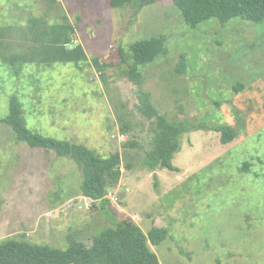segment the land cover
<instances>
[{
  "label": "rangeland",
  "instance_id": "rangeland-1",
  "mask_svg": "<svg viewBox=\"0 0 264 264\" xmlns=\"http://www.w3.org/2000/svg\"><path fill=\"white\" fill-rule=\"evenodd\" d=\"M48 3L0 0V26H13L0 38V242L16 237L66 249L73 236L90 245L103 229L131 218L145 232L169 229L151 245L162 264H264V21L212 17L192 27L173 0L122 8L109 0H58L47 19L75 25L85 58L11 62L27 51L28 21ZM151 36H163L167 50L138 66V82L129 75L130 44ZM237 82L243 88L235 91ZM143 90L188 127L173 159L177 170L143 161L152 137L150 118L137 109ZM12 95L27 125L45 135L103 155L140 140L124 153V161L134 155L137 163L122 164L106 206L84 197L73 159L17 138L3 121ZM119 118L131 126L124 134ZM216 123L236 125L238 135L222 143Z\"/></svg>",
  "mask_w": 264,
  "mask_h": 264
},
{
  "label": "trees",
  "instance_id": "trees-1",
  "mask_svg": "<svg viewBox=\"0 0 264 264\" xmlns=\"http://www.w3.org/2000/svg\"><path fill=\"white\" fill-rule=\"evenodd\" d=\"M57 1L49 0L44 14L30 18L26 30L28 49L11 57V62L20 59L25 63L52 64L79 62L85 58L86 51L82 43L67 48L74 41L75 25L68 20L50 22L47 19L49 13L57 9ZM133 1L144 6L154 0H109V3L112 7L122 8ZM173 3L185 22L192 27L212 17L223 24L236 17L256 23L264 21V0H173ZM11 27V24L0 26V38ZM166 50L163 36L145 37L132 42L129 49L132 60L130 77H136L139 82L138 66L155 61ZM120 53L123 55L122 47ZM95 64L101 70L104 67L97 58ZM234 88L235 91L241 90L243 83L237 82ZM141 94L137 109L150 118L149 129L152 134L143 161L153 168L177 170L173 159L180 151L181 135L188 127L182 121L170 120L166 113L161 112L152 102L148 91L143 90ZM119 120L123 134L128 132L131 127L129 123L122 118ZM3 121L11 126L19 140L31 147L53 150L58 157L73 159L82 172L83 195L93 202L100 201L104 206L109 201L106 198L108 191L121 182L122 164L126 163V167L131 168L137 163L134 160L137 156L134 155H131L133 161H124V153L142 145L139 139L132 137L123 142L124 152L117 149L109 155H103L84 143L35 131L27 125L23 117V104L17 95L11 96L9 113L3 117ZM212 128L220 132L224 144L231 142L239 130L236 125L226 123H216ZM250 165L247 161L242 168L249 169ZM168 233L169 229L164 226H154L145 232L133 219L123 218L116 226L99 232L90 245L73 236L66 249L34 243L25 238L9 237L0 242V264H162L151 245L160 244L168 237Z\"/></svg>",
  "mask_w": 264,
  "mask_h": 264
},
{
  "label": "water",
  "instance_id": "water-1",
  "mask_svg": "<svg viewBox=\"0 0 264 264\" xmlns=\"http://www.w3.org/2000/svg\"><path fill=\"white\" fill-rule=\"evenodd\" d=\"M75 38H76V37H75V35H74V41H73L72 43L68 44V45H67V48H73V47H75V45H77V44L80 43V42L77 41Z\"/></svg>",
  "mask_w": 264,
  "mask_h": 264
},
{
  "label": "clouds",
  "instance_id": "clouds-1",
  "mask_svg": "<svg viewBox=\"0 0 264 264\" xmlns=\"http://www.w3.org/2000/svg\"><path fill=\"white\" fill-rule=\"evenodd\" d=\"M84 197H86V196H84ZM86 198H88V197H86Z\"/></svg>",
  "mask_w": 264,
  "mask_h": 264
}]
</instances>
